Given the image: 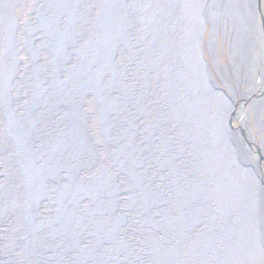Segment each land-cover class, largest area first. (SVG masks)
<instances>
[{"label": "bare ground", "instance_id": "6f19581e", "mask_svg": "<svg viewBox=\"0 0 264 264\" xmlns=\"http://www.w3.org/2000/svg\"><path fill=\"white\" fill-rule=\"evenodd\" d=\"M125 1H129V4H138L136 0ZM8 2L11 3V0H8ZM213 2V0H207L203 16L201 17L205 25L204 31L208 20H224L225 25H228L234 31V37H237V42L233 45V48L240 52V46L243 41H245L246 46L243 50L246 53L249 52L250 45H252L253 42V36L249 34V32L253 29L256 0H221L222 3L216 10L211 8ZM44 3L45 9L57 7L60 16H66L64 22L66 30L69 27L68 14H70L72 10L70 22L73 28V39H69L70 42L68 46L73 47L76 43V39L82 37L84 34L81 28L84 27L87 22L80 17L84 11L79 12V10L82 9L84 1L47 0ZM159 4L160 1L158 0H147L146 5H148V7L145 10H140L145 11L146 14L143 12V14L134 17L132 14H129L128 19L132 20L129 27L131 33L134 35V52L141 51L144 43H148L152 40L155 41L156 36L151 29L153 27L151 20L156 15L155 11ZM107 5L109 6L108 1L105 7ZM105 7L103 9H105ZM174 8L180 14L185 11L184 6L178 2L175 3ZM136 10L138 11L139 9ZM107 16V10L100 12L93 10L91 18L98 19V22L86 33L85 40H87L90 45L94 47L99 46L95 39L101 38V26L103 22L107 23ZM46 19V17L42 18L43 22H39V26L36 30L32 28L25 29L24 42L23 39L17 41V39H14L15 28L13 25L10 26L12 21L11 9L6 10L0 4V49H3L0 64L2 66L5 64L7 65V63L10 64L9 59L17 63L16 56L18 52L15 48L18 47L17 49H24L32 65L29 70H26V76L28 75V78H24L22 81L29 91L28 101L24 104L21 114L20 112L17 113V117L15 113L9 112L10 107L6 95L10 74H8V70H0V223L8 220V225L6 226L8 230L0 231V233H3V235H0V252L4 254L2 257L0 256V264H63L59 261L58 253L63 255L61 250L66 247L69 241H64L60 238L62 235L66 236V229L70 225L80 227L84 237H87V234L88 236L90 235L89 239L84 243L90 246L95 260L100 256L99 248L96 247L99 246L97 232H101V227L99 229L101 223L99 220H94L92 224H88L83 214L85 209H83L82 206L86 202L82 203L81 201L84 194L82 190H78L76 187V185L81 183V178L90 171L80 166L78 164V159H74L72 156L77 151L79 157H82V152L87 149L88 141H90V139L94 141V138L88 135L83 138L85 139L84 144H78L76 146L75 144L78 140L74 137L73 146V138L70 136L72 134L68 133V131H71V125L75 124L79 119V113L82 110L85 98L89 99V103L91 102L90 108L93 110L95 116L98 117V112L101 108L98 105L97 97L99 99L101 90L99 89L96 95L88 96L86 94L87 92L84 91L85 89L82 88L88 85L87 81L84 80L80 84L77 81L76 85L70 83V76H82L85 75V73L82 72V67L74 69L69 66L68 69H65V66L68 64L67 59L69 56L60 55L57 62L50 55L42 52L44 60H47L46 64H42L40 55L37 53L39 46L41 45L44 49L52 53V50L50 51L48 49L50 43L48 35L43 31L48 26H58L57 22L59 21L53 18V21L46 24ZM184 24L188 25L195 40L200 39L199 30L195 27L198 24L197 20L191 19L189 22L188 17H182V23L179 25L178 34L182 31ZM147 26H149V28H147ZM172 29L175 31V26H173ZM32 33L34 35L38 34L39 36L31 40L30 35L33 36ZM61 34V31L56 32L53 30L50 37L54 38L55 43L58 44L62 42L63 46L66 47L67 41H65V37H62ZM178 34L176 42L182 45L185 41L181 40ZM93 39L94 41H92ZM49 46L52 48V45ZM197 48L198 45H193L191 51L193 55L199 53ZM175 51L176 48L172 49L169 56H172ZM244 52H242V55H244ZM33 53L34 55H32ZM202 54L204 57V41L202 43ZM126 60L130 66L134 67V70L132 69L131 72L135 75L137 69L136 64L139 61L135 58V53H133V57L130 56ZM244 60L250 63L252 58L248 55ZM204 61L205 58L203 63L208 74L194 72L195 78L200 82L199 88L195 90L199 94L195 92V97L205 100L203 104H201V108L207 113L209 119L206 120L207 124L205 122L203 130H208L209 132L205 135V138H201L200 140V135H196L192 130L183 127V124L189 126L186 120L181 122L178 130H182L183 137L185 138L182 142H188L191 149L194 148L196 150V152L194 151L193 153L197 157H200L196 163L199 167L203 166V159H207L206 156H203L204 150L202 146H204L205 143H202V141H205V139L209 137L213 143L209 147L211 149L208 154L214 157L218 167L222 164H226L227 167L232 169L230 174L225 175L221 173L228 178L231 186L227 192V197L229 198L228 204L225 200H222L217 205L215 218H213L212 213L207 217V224L213 225L212 222L220 224L218 216L222 220H224L225 217H234L232 212L234 207H236L237 213L234 217L235 231L240 233L242 230L246 229L245 224L246 219H248L252 234L250 236L245 233V237H242L244 239L243 246L237 247V252L233 251V248H226L224 250L218 248V241H216L214 230L210 226L206 229L203 228L197 231V235L192 236V238L186 235L185 227L180 221L184 220V215H189V213H185L183 210L186 205L192 204V202L184 199V193L178 191L174 187L175 172L180 170L182 166L185 167L186 162L182 156V149L178 140L174 138L175 144L171 147L166 143V138L175 137L173 133L175 126L173 127L171 123L168 122L166 116L159 109L157 105L158 97L153 92L152 97L146 99L147 105L145 113L156 127V145L152 150H149L143 147L142 144H139L141 147L140 151L145 149L142 152L144 166L141 167L140 172H145V170L150 167L152 162L151 156L153 154L159 158L160 164L165 162V171L167 172L162 176L152 175V177L151 174L146 172L148 175H143L141 177L142 186H140V183H136V181L132 183L128 182L126 184L127 188L133 189L135 197L130 194H120L118 182H115L112 177L111 182L114 183L113 187L115 189L111 191V194L107 195L108 208L105 213L107 217L103 214L104 221L110 226H113L112 232L115 235L121 228L122 223V220L116 216L118 210L117 199L119 196L121 198V203L124 205L129 199L136 198L138 194L139 201L145 200L147 203H150L151 207H155L157 212L160 213L159 215H154L155 219H157V221L159 220L161 223L154 232L156 241L147 240L153 245L154 255L136 256L135 258H131L133 261L128 262L129 264H227V262H232V264H257V160L247 158L246 151H244L245 143L241 134L233 130V128H231L232 126H228L229 130L226 127L232 122L230 118L233 113V107L225 94L221 92L214 82L207 68L206 61ZM197 67L203 68L200 59H197L195 62V68ZM88 74L93 75L94 82L99 85L101 84V51L97 59L89 62V70L86 75ZM44 80L46 81L47 87L45 89ZM85 83L87 85H85ZM24 86L22 87L25 88ZM180 93L182 94V89ZM36 95L42 96L39 105L40 125L47 119L45 117L47 114L51 116L53 114L51 123H53L52 130L57 132L55 135L61 137L63 134L65 135V132L67 133L66 135H68V139L71 142L68 140L65 144L63 142L62 145L63 151L69 149L71 145V153L67 157H65V154H60L58 148L55 151L52 149L51 154L48 149L51 142L46 137L40 141L41 143L39 145L30 134L29 139L24 138V130L26 129L24 126L33 125L38 120V114H36L35 118V111H37L35 102ZM119 95H124L126 97L127 101L125 105L141 108L138 103H132L129 92L122 91L119 92ZM175 100L177 101V98H175ZM153 101L156 103L155 107H153ZM14 105H16V101H14ZM23 110L25 114L27 111L29 112V114L27 113L28 116L26 121L23 120ZM182 110L185 111V109ZM153 113H155L154 116ZM58 116H65L63 123L56 124L54 119H57ZM116 120L117 118L115 117L114 121L116 122ZM209 120L213 121L209 124ZM256 122L257 118L255 120V123ZM20 123L23 124V128H17L15 131V128ZM104 123V131L108 132L111 128V124L108 121ZM6 127H8L7 131ZM254 128L257 129V124ZM167 130L169 136L167 135ZM100 140L101 142L104 140V134L102 133L99 141ZM242 156L244 159H242ZM46 163L51 164L46 170L42 171L44 168L42 164ZM22 169H24L25 172L22 171ZM31 170V173H27ZM73 177L75 180L72 182ZM194 177L195 175H189L187 173L183 181H190ZM32 178H34L35 182H33ZM26 179H29L27 187L30 189V192L20 190V187L23 185V180ZM149 186L155 189L154 193L147 190ZM164 194H173L175 202L171 204V202L166 199L167 197L163 196ZM50 195H53V197L49 198ZM235 195H239L241 199V204L237 203L236 206L231 199V197ZM58 197H61L63 204ZM39 200H48L45 205L48 206L47 211L50 212L49 215L45 216V213H43L45 205L41 203L36 206L35 212L32 214L36 202ZM21 201H23V205H19ZM41 206L42 209H40ZM144 207V203H138L139 211H143ZM191 210L192 214L195 215L201 212L200 209ZM101 213H103L102 210ZM28 214L30 215L29 219ZM10 220H12L11 223H9ZM23 220L25 225L20 224V221L23 222ZM68 223L70 224L68 225ZM231 223L233 224V222ZM86 226L88 228L83 230ZM85 232H87V234ZM3 241L7 242L8 247L6 246V252L10 250L9 254L14 255L15 253L20 256L22 255L20 253L22 250L24 256H20L21 259L19 258L17 262L12 258L9 259L7 253L2 251L1 242ZM142 241L143 238L140 236V242H136V246L138 247V244H141ZM21 242L25 245L29 242V248L31 247V250L27 247L23 248ZM236 243L238 244V242ZM66 249L70 250L67 247ZM12 250H15V252L13 253ZM193 253H197L196 260H192ZM60 259L63 261L62 258Z\"/></svg>", "mask_w": 264, "mask_h": 264}, {"label": "water", "instance_id": "95a60500", "mask_svg": "<svg viewBox=\"0 0 264 264\" xmlns=\"http://www.w3.org/2000/svg\"><path fill=\"white\" fill-rule=\"evenodd\" d=\"M107 1L109 6L105 7ZM136 1L138 4H129V1L125 0H101V11L107 10L108 16L107 23L103 22L101 26V95L99 99L97 97V100L101 108L100 130L104 131V122L106 121L110 122L111 128L108 132H103V142L90 139L87 149L82 152V157H79L77 151L72 155L74 159H78L80 166L90 171L81 178V183L76 187L84 194H82L81 201L82 203L86 202L82 206L85 209L83 214L88 224H92L94 220H99L101 223L99 226L101 232H97L99 246L96 247L99 248L100 256L95 260L90 246L84 243L90 235L88 236L85 232L87 237H84L80 227L70 225L66 229V236L62 235L60 238L69 241L66 247L70 249L67 250L65 247L61 250V253L66 256L62 257L63 261L59 257V261L63 264H83V262L84 264H129L128 262L133 261L131 258L136 256L154 255L153 245L150 241H156L154 232L161 223L155 219L154 215L160 213L145 200L139 201L138 194L136 198L129 199L124 205L121 203L120 196L117 199L116 216L122 220L121 228L117 234L114 235L113 226L104 221V216L107 217V214L105 215L108 208L107 195L115 189L114 183L111 182L112 177L115 182H118L120 194H130L135 197L133 189L127 188L128 182L136 181L142 186L141 177L143 175L149 173L154 176H162L167 172L165 171V162L160 164L159 158L154 154L151 156L150 167L145 172H140L141 167L144 166L142 152L145 149L140 151L139 144L149 150H152L156 145V127L145 113L146 99H150L153 92L158 97L159 109L166 116L168 122L173 127L175 126L174 130L172 129L175 137L166 138V143L171 147L175 144L173 139L178 140L186 162H184L185 167L182 166L175 172L174 185L178 191L184 193V199L192 202V204L186 205L183 210L189 215L181 213L184 215V220H181L180 223L184 225L186 235L192 238L197 235V231L210 226L214 230L218 248L221 250L233 248V251H238L237 247L243 246L244 239L242 237H245V233L250 236L252 234L248 219H246V229L240 233L235 231L236 207L232 212L234 217L229 216L222 220L218 216L220 224L216 222H212L213 225L207 224V217L212 213L215 218L217 205L222 200L228 204L227 192L231 186L225 175L230 174L232 169L226 164L218 167L214 157L208 154L211 149L209 147L213 143L209 137L202 141L205 143L202 146L203 156H206L207 159H203V166L199 167L196 163L200 157L193 153L196 150L191 149L188 142H182L185 138L182 130H178L181 122L186 120L189 126L183 124V127L200 135V140L205 138L209 132L203 130L209 117L201 108V104L205 100L195 97V92L198 93L195 90L199 88L200 82L194 74V72L208 74L203 63L202 43L205 25L201 20L207 0H158L160 4L156 8V15L151 20L153 24L151 29L156 39L144 43L141 51L134 52V35L129 27L132 22L131 19H128L129 14H132L133 17L143 14L145 11L140 10H145L148 7L147 0ZM213 1L211 8L216 10L222 2L221 0ZM176 2L185 8L181 14L174 8ZM104 7L105 9H103ZM182 17H188L189 22L191 19L197 20L198 24L195 27L199 30L200 39L195 40L187 24L183 25L182 31L178 34ZM173 26L176 28L175 31L172 29ZM177 34L181 40L185 41L182 45L176 42ZM193 45H198L199 53L196 55L191 53ZM174 48L176 51L172 56H169ZM133 53L139 60L136 64V76L131 72L134 67L130 66L126 60L130 56L133 57ZM197 59L201 60L203 68H195ZM181 89L182 94L180 93ZM122 91L129 92L132 103H138L141 108L125 105L126 97L119 95V92ZM115 117L117 118L116 122L114 121ZM212 121L209 120V124ZM228 126L231 127V124L226 126L229 130ZM242 159H244L243 156ZM50 164L46 163L42 166L48 168ZM187 173L195 175V177L190 181H183ZM73 180H75L74 177L72 182ZM261 184L257 170V264H264V189ZM147 190L154 193L155 189L149 186ZM163 196L167 197L166 199L171 204L175 202L173 194H164ZM231 199L235 206L237 203L241 204L239 195H235ZM139 202L145 204L143 211L138 210ZM191 209H200L201 212L195 215L192 214ZM87 228L86 226L83 230ZM140 236L143 241L137 247L136 242H140ZM148 239L150 241H147ZM196 259L197 253H193L192 260ZM228 263L232 264V262Z\"/></svg>", "mask_w": 264, "mask_h": 264}, {"label": "flooded vegetation", "instance_id": "af4514ba", "mask_svg": "<svg viewBox=\"0 0 264 264\" xmlns=\"http://www.w3.org/2000/svg\"><path fill=\"white\" fill-rule=\"evenodd\" d=\"M20 1L22 3L19 6L17 5V3L15 6H11L15 2L14 0H11V3L8 2V0H1L0 2V4L6 10L11 9L12 21L10 23V26H14L15 33L16 31H18L17 34L20 35V32H23L26 28H32L36 30L39 26V22H43L42 18L44 17L47 18L46 24L53 21V18L59 20L57 22L58 26H48L43 31L48 35V40L50 42L49 45H52V48L48 45V49L50 51L52 50L53 54L40 45L37 49V53L38 55H40L41 62H47V60H44L42 52L50 55L57 62L60 55H66V57L69 56V58L67 59L68 64L65 66V69H68L69 66L74 69L82 67V72L85 73V75L82 76H70V83L76 85L77 81L80 84L85 80L88 82V85L85 83V85L87 86H83L82 88L85 89L84 91L87 92L86 94L88 96L98 94L99 89L101 90V84L99 85L93 81L92 74H86L89 70V62L91 60L94 61L95 59H97L98 54L101 51V38L95 39V41L98 42L99 46L94 47L90 45L87 40H85V36L86 33L91 30L92 26L96 25L98 22V19L91 18V16L93 14V10H95L96 12L101 11V0H83L84 3L82 5V9L79 10V12L84 11V13L81 14L80 17L87 22L85 26L81 28L84 34L82 35V37L76 39V43L73 45V47L68 46L70 40L73 39V28L71 27L70 22L72 10L71 13L68 14L69 27L66 30V26L64 25L66 16H60V12L58 11L57 7L45 9L44 2H46L47 0ZM17 7H24L26 9V12L24 14L19 13L18 15H16L15 10L17 9ZM53 30L56 32L61 31V36L65 37V41H67L66 47L63 46L62 42L58 44L55 43L54 38L50 37V34L53 32ZM249 34L253 36V42L252 45H250L249 52L246 53L243 50L246 46L245 41H243V43L241 44L239 52L233 48V45L237 42V37H234V31L228 25H225L224 20H208L204 31V58L209 73L214 82L219 87L221 92H223L225 96L229 98V101H231L233 107L231 123L234 130L238 131L241 134L242 139L245 143V149L250 158L257 160V170L262 182L261 185L264 189V0L256 1L253 29L249 32ZM38 36L39 35H36L35 37ZM18 38L23 39L22 34L17 37V41H19ZM92 41H94V39ZM2 52L3 49H0V58ZM17 52V63H14L9 59L11 65L17 64V69H15V67L13 66H10L8 70V74H10V80L7 83L6 91L8 101L11 102V105L9 106L10 112L15 113L16 117L18 116L17 113L20 112L21 114L24 104L28 101L29 91L28 88L24 86L22 81L24 78H28V75L26 76V70H29L30 66H32L30 59L24 49L19 48L17 49ZM242 52H244L245 56L242 55ZM248 55H250V57L252 58V61L250 63L244 60ZM44 85V89L47 88L45 80ZM22 86H24L25 88H23ZM41 99V95L35 96V102L37 106V111H35V118L36 114H38V120L33 125L30 124L29 126H24L26 128L24 130V138L29 139L30 134L34 137V139L37 141V144L39 145L41 143L40 141H42V139L46 137L51 142L50 146L48 147L51 154L52 149L55 151L58 148L60 150V154H65V157H67L71 153V145L70 148L65 151H63L62 149V145L63 142L65 144L66 141L69 140L68 135H66L67 133L65 132V135L62 133L63 136L61 137L55 136V133L57 134V132L52 130L53 123H51L53 114L52 116L50 114H47V116H45L47 119L44 120L42 125H40L39 105ZM84 100L82 110L79 113V119L75 124L71 125V131H68V133L72 134L69 135L73 138V146L74 137H76V139L78 140V142H76L75 144L76 146L78 144H84L85 139L83 138L87 137L88 135H91L94 138V141H99V139L101 138V112L99 111L98 117H96L93 113V110L91 108L89 109V99L85 98ZM14 101H16V105H14ZM155 104V101H153V107H155ZM27 113L29 114L28 111ZM27 113L25 114L26 117L28 116ZM256 118L257 122L255 123ZM64 120L65 116H58L57 119H54L56 124H61L64 122ZM256 124L257 129L254 128ZM17 128H23V124L20 123L19 125H17L15 131L17 130ZM7 130L8 127H6V131ZM167 135L169 136L168 130ZM46 169L47 168H43L42 171ZM22 171L25 172L24 169H22ZM31 172L32 170L28 171L27 173ZM32 180L33 182H35L34 178H32ZM28 181L29 179L23 180V185L20 187L21 191L23 190L26 192H30V189L27 187ZM52 197L53 195L49 196V198ZM47 201L48 200H39L38 202H36L34 211L38 204L41 203L45 205ZM40 209H42V206L40 207ZM47 210L48 206L45 205L43 209V213L46 212L45 216L49 215L50 213Z\"/></svg>", "mask_w": 264, "mask_h": 264}, {"label": "rangeland", "instance_id": "374dc122", "mask_svg": "<svg viewBox=\"0 0 264 264\" xmlns=\"http://www.w3.org/2000/svg\"><path fill=\"white\" fill-rule=\"evenodd\" d=\"M257 1V0H256ZM16 3H17V5L19 6L22 2L20 1V0H15V2L11 5V6H15L16 5ZM12 8V7H11ZM14 11V10H13ZM26 12V9L24 8V7H17V9L15 10V13H16V15H18L19 13H21V14H24ZM18 33V31H16V33H14V39H17V37H19L21 34H22V37H23V42L25 41V30L23 31V32H20V35H18L17 34ZM32 35L33 36H31L30 35V38H31V40H34L36 37V35H38V34H33L32 33ZM18 40L19 41H21L22 39H19L18 38ZM20 45V44H19ZM18 48V47H17ZM17 48H15V50H17ZM30 50H31V48H30ZM32 51V50H31ZM32 55H34V53L32 54ZM47 62L46 61H42V64H46ZM40 64H41V62H40ZM10 66H13V67H15V69H17L16 68V65H11V64H8L7 63V65L5 64L4 66H2L1 64H0V70L1 71H6V70H9V68H10ZM6 91H7V88H6ZM228 98V97H227ZM228 100H229V98H228ZM9 102V106L11 105V102L10 101H8ZM231 102V101H230ZM91 103V102H90ZM232 105V104H231ZM89 109H90V105H89ZM10 112V111H9ZM155 115V113H153V116ZM26 119H27V117H26V115H25V112H24V115H23V120H25L26 121ZM56 119V118H55ZM231 119V118H230ZM231 126H232V128H233V125H232V123H231ZM233 130H234V128H233ZM101 131V133L103 134V132H102V130H100ZM236 131V130H235ZM238 132V131H237ZM239 133V132H238ZM55 136H57V135H55ZM244 151H246V149L244 148ZM246 154H247V158H250V156L248 155V153H247V151H246ZM251 160H253L252 158H250ZM7 175H8V173H7ZM151 177H152V174H151ZM157 184V183H156ZM60 196V195H59ZM59 198V200H60V202L62 203V201H61V197H58ZM21 200V199H20ZM23 205V201H21L20 203H19V205ZM63 204V203H62ZM20 207V206H19ZM166 208V207H165ZM22 210V209H21ZM34 212L35 211H33V213L32 214H34ZM44 213H46V212H44ZM169 213H171V212H169ZM31 214V215H32ZM29 217H30V215L28 214V219H29ZM12 222V220H10L9 221V223H11ZM20 224H22V225H25L24 224V220H23V222L22 221H20ZM8 225V220H6L5 222H1L0 223V231L1 230H8V228L6 227ZM0 235H3V233H0ZM11 235H13V234H11ZM22 243V242H21ZM29 245H30V243L29 242H27V244L25 245V244H23L22 243V246H23V248L24 247H27V248H29ZM7 246V242H1V247H2V251H4L5 253H7V255H8V257H9V259L10 258H12L14 261H18V259L20 258L21 259V257L20 256H24L23 255V253L24 252H22V250L20 251V253L22 254V255H16L14 252H15V250H12L13 251V253H14V255H11V254H9V251L8 252H6V248L8 247H6ZM12 247H14V246H12ZM15 248V247H14ZM29 250H31V247L29 248ZM3 252H0V256L2 257L4 254H2ZM58 256L59 257H64L63 255H61L60 253H58Z\"/></svg>", "mask_w": 264, "mask_h": 264}]
</instances>
